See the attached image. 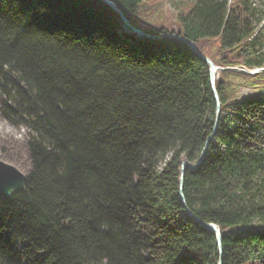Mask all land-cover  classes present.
Returning a JSON list of instances; mask_svg holds the SVG:
<instances>
[{
	"label": "trees",
	"instance_id": "obj_1",
	"mask_svg": "<svg viewBox=\"0 0 264 264\" xmlns=\"http://www.w3.org/2000/svg\"><path fill=\"white\" fill-rule=\"evenodd\" d=\"M110 1L158 38L100 0H0V111L27 130L0 147L25 175L0 196V264H264L262 12ZM169 34L218 67L215 131L208 65ZM204 147L181 191L220 256L179 196Z\"/></svg>",
	"mask_w": 264,
	"mask_h": 264
},
{
	"label": "water",
	"instance_id": "obj_2",
	"mask_svg": "<svg viewBox=\"0 0 264 264\" xmlns=\"http://www.w3.org/2000/svg\"><path fill=\"white\" fill-rule=\"evenodd\" d=\"M101 2H103L105 5H107L109 8H111L115 13H117L119 15V17L121 18V20L123 21L125 27L132 31L133 33H135L136 35L140 36V37H145V38H149V39H156L158 37L156 36H151L145 32H143L140 29L135 28L134 26H132L127 18L123 15V13L121 12V10L118 8V6L113 3L110 0H100ZM166 37H170L173 39H177L179 41H182L184 43H186L190 49L196 53L201 59H203L206 64L208 65L209 68V75H210V84H211V88H212V92L215 98V103H216V109H215V124H214V131L217 128L218 125V120H219V114H220V101L218 98V94L217 91L215 89L214 86V79H215V70L216 67L213 65V63L211 62L210 59H208L206 56L200 54L197 50V47L195 46V44L184 38L183 36H179V35H166ZM211 138V137H210ZM210 138L208 139V141L210 140ZM207 141V142H208ZM207 146V145H206ZM207 147H204L201 154L199 155L197 161L195 162L194 165H191L190 163H188L187 161H183L181 163L180 166V192H179V196H180V201L183 205V208L185 210V213L187 214V216L189 218H191L193 221H195L197 224L201 225L203 228H205L206 230H208L209 232L213 233V235L215 236V240H216V244L218 246V250H219V256L221 255V232L218 228L217 225L213 224V223H205L200 221L199 219H197L192 212L187 208L186 206V202H185V198L183 196L182 193V183H183V175H184V171L185 169H190V170H196L197 167L202 163L203 159H204V155H205V150ZM25 185V175L23 174V172H21L19 169H17L16 167H14L11 164H8L2 160H0V196L7 198L10 196L11 193L15 192V191H21L23 190ZM217 264H221V259L218 260Z\"/></svg>",
	"mask_w": 264,
	"mask_h": 264
},
{
	"label": "rangeland",
	"instance_id": "obj_3",
	"mask_svg": "<svg viewBox=\"0 0 264 264\" xmlns=\"http://www.w3.org/2000/svg\"><path fill=\"white\" fill-rule=\"evenodd\" d=\"M248 1L252 2L262 12L263 15L261 20L264 27V0ZM184 2H188V0H165L164 4L167 11H169V14L176 15L175 11H177V8L175 6H181V4ZM26 135L27 130L24 127H13L2 117L0 111V147L3 142H9L16 146L18 149L23 150V142L26 140Z\"/></svg>",
	"mask_w": 264,
	"mask_h": 264
}]
</instances>
